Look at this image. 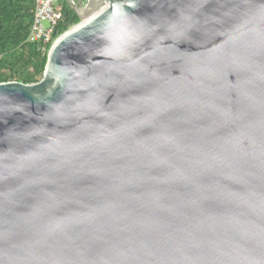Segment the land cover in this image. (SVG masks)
<instances>
[{"label": "water", "instance_id": "obj_1", "mask_svg": "<svg viewBox=\"0 0 264 264\" xmlns=\"http://www.w3.org/2000/svg\"><path fill=\"white\" fill-rule=\"evenodd\" d=\"M69 1L0 83V264H264V0Z\"/></svg>", "mask_w": 264, "mask_h": 264}, {"label": "trees", "instance_id": "obj_2", "mask_svg": "<svg viewBox=\"0 0 264 264\" xmlns=\"http://www.w3.org/2000/svg\"><path fill=\"white\" fill-rule=\"evenodd\" d=\"M61 6L54 38L79 22L68 0H61ZM35 8L36 0H0V83H35L43 75L51 44L42 49L27 41Z\"/></svg>", "mask_w": 264, "mask_h": 264}, {"label": "built area", "instance_id": "obj_3", "mask_svg": "<svg viewBox=\"0 0 264 264\" xmlns=\"http://www.w3.org/2000/svg\"><path fill=\"white\" fill-rule=\"evenodd\" d=\"M61 0H36L33 23L27 38L40 48L52 44L58 23L61 21Z\"/></svg>", "mask_w": 264, "mask_h": 264}, {"label": "flooded vegetation", "instance_id": "obj_4", "mask_svg": "<svg viewBox=\"0 0 264 264\" xmlns=\"http://www.w3.org/2000/svg\"><path fill=\"white\" fill-rule=\"evenodd\" d=\"M68 1H69V0H68ZM75 2H76L78 5H82L83 0H75ZM69 3H70V5H71V7L74 9V5H73V3L70 2V1H69Z\"/></svg>", "mask_w": 264, "mask_h": 264}, {"label": "rangeland", "instance_id": "obj_5", "mask_svg": "<svg viewBox=\"0 0 264 264\" xmlns=\"http://www.w3.org/2000/svg\"><path fill=\"white\" fill-rule=\"evenodd\" d=\"M85 1H86V0H83V3H82V5H84Z\"/></svg>", "mask_w": 264, "mask_h": 264}]
</instances>
